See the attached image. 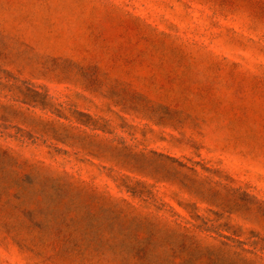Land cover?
I'll return each instance as SVG.
<instances>
[{
  "label": "rangeland",
  "instance_id": "obj_1",
  "mask_svg": "<svg viewBox=\"0 0 264 264\" xmlns=\"http://www.w3.org/2000/svg\"><path fill=\"white\" fill-rule=\"evenodd\" d=\"M0 264H264V0H0Z\"/></svg>",
  "mask_w": 264,
  "mask_h": 264
}]
</instances>
